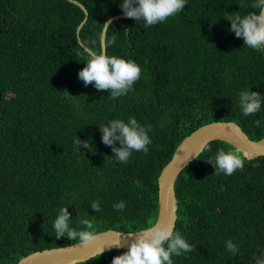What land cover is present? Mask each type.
<instances>
[{"label": "trees", "instance_id": "obj_1", "mask_svg": "<svg viewBox=\"0 0 264 264\" xmlns=\"http://www.w3.org/2000/svg\"><path fill=\"white\" fill-rule=\"evenodd\" d=\"M75 1L88 13L81 41L96 40L102 24L124 14L122 0ZM253 2L187 0L181 12L150 27L135 19L112 22L107 36L116 40L106 54L141 68L134 90L112 100L110 92L78 78L86 66L77 42L85 17L78 6L68 0H0V264L79 242L55 236L53 222L62 207L77 231L88 230L83 219L97 233L143 229L157 218L161 170L200 126L233 122L252 141L264 137V50L244 46L226 20L233 12H256ZM247 89L262 95L261 109L250 116L239 106V93ZM129 117L151 125L152 143L148 154L133 152L124 164L103 144L99 127ZM75 136L88 141L89 149L77 151ZM208 145L211 151H203L175 182V231L196 251L173 256V264H255L253 257L264 252V157L246 160L222 141ZM221 148L238 152L244 168L231 176L213 174L207 160ZM95 200L100 212L90 208ZM120 201L125 209L114 210ZM229 239L238 245L235 255L226 250ZM124 252L79 264H111Z\"/></svg>", "mask_w": 264, "mask_h": 264}, {"label": "clouds", "instance_id": "obj_2", "mask_svg": "<svg viewBox=\"0 0 264 264\" xmlns=\"http://www.w3.org/2000/svg\"><path fill=\"white\" fill-rule=\"evenodd\" d=\"M186 3L187 0H122L120 7L125 17L143 21L146 27H150L175 16L185 8ZM241 6L248 7L247 4ZM251 7L257 11L250 12L243 17L239 12H233L226 20L230 21L229 30L237 38H243L244 46L261 51L264 50V0H254ZM102 25L103 29L97 34L96 40L77 41L82 49L79 54L84 56L86 62V66L78 72V78L85 86L94 84L98 91L110 92L109 99L115 100L134 90V83L141 77V68L133 60L106 54V49L115 44L116 37L113 35L109 39L107 36L111 21H106ZM93 45H98L100 50L97 51ZM239 106L244 116L254 115L261 109L262 95L248 89L241 91ZM254 124L256 127H261L259 120L254 121ZM99 130L102 133L103 144L110 146L116 160L124 164L129 162L133 152L148 154L149 145L152 143L148 135L151 125L142 126L132 117H129L127 122L113 119L99 127ZM117 141L119 147L115 146ZM73 144L77 151H79L77 146H82L84 149L90 147L88 141H81L76 136ZM205 150L211 151L207 143L203 144L200 149L201 152ZM207 162L215 169L213 174L223 173L226 176L242 170L245 164L244 158L238 152H226L223 148L219 149L215 157L209 158ZM125 207L124 201L113 204V209L117 211H123ZM90 208L95 212L102 210L98 200L92 201ZM70 220L71 216L67 207H62L53 222L57 238L67 237L72 241L78 240L79 245L83 246H88L100 238L101 234L94 230L95 226L90 219L81 220V224L88 229L87 231H77L70 227ZM121 234L122 232L114 233L116 239L107 246L109 249L122 246ZM127 236L132 238L128 242V250L113 257L111 264H173V256L196 251L193 245L175 231L173 223H161L156 219H149L143 229L137 232H127ZM225 246L226 250L233 255L239 251L238 245L231 239L225 241ZM104 250L105 247L101 248L97 255H101ZM253 259L255 264H264V252L260 256H254Z\"/></svg>", "mask_w": 264, "mask_h": 264}, {"label": "water", "instance_id": "obj_3", "mask_svg": "<svg viewBox=\"0 0 264 264\" xmlns=\"http://www.w3.org/2000/svg\"><path fill=\"white\" fill-rule=\"evenodd\" d=\"M68 1L78 6L85 16L77 31V40L81 41L79 31L87 20V11L77 1ZM122 18L133 19L120 14L109 18L107 21H111V23L118 22ZM213 141H222L229 144L235 151L240 152L246 160L264 157V137L259 141H252L236 123L219 121L200 126L181 141L158 176V211L156 220L161 223L168 222L175 225L178 209L174 189L175 182L180 173L202 153L200 151L201 146ZM115 232L119 231L106 230L99 232L101 234L100 238L88 246L79 245V242H77L68 246L32 252L21 258L16 264H79L98 256V251L104 247L105 250L102 254L116 250L127 251L128 242L132 239L127 236V232H122L121 234L122 246L120 248L111 247L109 249L107 247L115 241Z\"/></svg>", "mask_w": 264, "mask_h": 264}, {"label": "bare ground", "instance_id": "obj_4", "mask_svg": "<svg viewBox=\"0 0 264 264\" xmlns=\"http://www.w3.org/2000/svg\"><path fill=\"white\" fill-rule=\"evenodd\" d=\"M136 42H139V41L136 40ZM135 44H136V43H135ZM136 45H138V44H136ZM139 45H140V43H139ZM133 47H134V46H133ZM137 50H138V47H137ZM129 51H130V50H129ZM138 51H139V50H138ZM130 52H131V51H130ZM130 52H129V53H130Z\"/></svg>", "mask_w": 264, "mask_h": 264}]
</instances>
